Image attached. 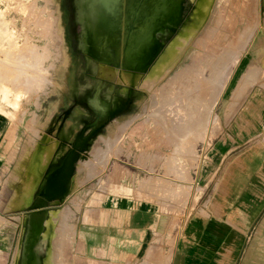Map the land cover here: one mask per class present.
<instances>
[{
    "label": "rangeland",
    "instance_id": "rangeland-1",
    "mask_svg": "<svg viewBox=\"0 0 264 264\" xmlns=\"http://www.w3.org/2000/svg\"><path fill=\"white\" fill-rule=\"evenodd\" d=\"M210 3L180 64L156 86L150 90L127 89L123 84L104 81L103 101L112 94L106 95L107 88L116 94L127 89V93L122 105L102 115L89 106L92 90L80 89L77 82L94 80L87 62L90 48L87 52L80 26L79 0H0V106L8 108L12 126L19 130V202L32 191L24 194L23 188L30 181L27 166L38 144L43 148L40 169H44L45 156L53 154L49 165H58L83 137L87 144L79 160H87L88 164L83 173L79 164L76 168V160L71 192L113 166L138 171L150 183L169 187L173 182L179 184L175 185L174 196L180 199L181 206L186 204L188 194L181 182L186 180L189 162L200 159L203 143L229 123L241 109V101L264 99V0ZM191 4L190 0L183 2V18L192 11ZM194 75L208 86L204 103L197 97L202 93L192 90L195 81L188 83ZM73 84L77 86L75 92ZM201 84L202 81L196 89ZM159 95H163L162 99ZM189 99L203 105V123L199 127L196 123L192 128L190 125L192 130H186L191 119L184 108ZM25 203L20 207H25ZM71 213L72 209L65 207L59 211L56 223L45 229L48 241L37 249L39 264L50 250L56 251L50 258L55 260L53 264H62L61 236H70ZM51 239L57 243L54 247ZM17 249L13 262L20 264Z\"/></svg>",
    "mask_w": 264,
    "mask_h": 264
},
{
    "label": "crops",
    "instance_id": "crops-1",
    "mask_svg": "<svg viewBox=\"0 0 264 264\" xmlns=\"http://www.w3.org/2000/svg\"><path fill=\"white\" fill-rule=\"evenodd\" d=\"M241 103L187 165L185 205L174 196L179 184L113 166L45 205L47 219L72 209L62 264H264V99ZM8 113L0 106V264L14 263L38 194L19 202V130Z\"/></svg>",
    "mask_w": 264,
    "mask_h": 264
},
{
    "label": "bare ground",
    "instance_id": "bare-ground-1",
    "mask_svg": "<svg viewBox=\"0 0 264 264\" xmlns=\"http://www.w3.org/2000/svg\"><path fill=\"white\" fill-rule=\"evenodd\" d=\"M183 2L185 0H79L80 26L87 52L90 48L87 54V62L93 72L94 80L92 82L86 81L85 84L82 81L77 80V82H80V89L83 88L84 91L92 90V96L88 99L89 106L105 115L123 104L125 100L123 97L128 88L137 87L142 88V90H150L152 85L159 83L163 78L170 75L174 68L180 64L183 55L191 47L195 35L205 20H203V17L207 14L209 4H212L210 3L211 0H190L193 4L192 11L183 18ZM224 13L225 10L222 11L221 16ZM218 23L221 25L222 20L219 19ZM64 57L67 58L66 54H64ZM66 64L68 67L69 62L67 61ZM187 77L189 78V76ZM197 77L189 78L188 83L190 85L195 81L196 84H194L192 90H196V94L202 93V96L197 97L201 103H204V95H206L208 86L204 79L199 80ZM40 79L43 80V78ZM104 81L123 84L127 89L116 94L114 89L107 88L106 95L112 94L103 101L101 92ZM201 81L200 89H196ZM180 85L182 84L180 83ZM76 88L77 86L73 84L72 91L75 92ZM169 89L172 90L173 88ZM188 93L190 94V92ZM159 96L162 99L161 96L163 95ZM164 99H167V97ZM187 104L184 109L187 110V118L191 120L189 126H186V130H192L189 129L190 125L192 128V124L195 125L196 123L199 127L198 124L203 123V113L200 112L203 105L198 106L195 104L194 99H189ZM196 107L198 110H195ZM86 144V138H79L62 158L61 163L48 165L44 169H40L43 148L42 144H38L29 160L27 174L31 178L23 188L24 194L29 190H38V194L35 195L36 198L34 199L36 211L30 215L29 231L24 238L22 237L20 246L17 249L18 253L16 254L20 255V264H39L37 249L47 243L48 236L45 229L49 230L50 225L56 223L58 216L51 212L50 220L47 219L44 206L50 201L53 202L66 195L74 177L73 170L76 160H78L79 163H77L84 173L88 161L81 158L79 160V156ZM50 242L51 247L57 244L53 239ZM55 254L56 251L53 250H50L48 255L46 252L45 257L47 260L44 262L46 259L44 257L45 259L41 264H53L55 260L50 258H53Z\"/></svg>",
    "mask_w": 264,
    "mask_h": 264
}]
</instances>
